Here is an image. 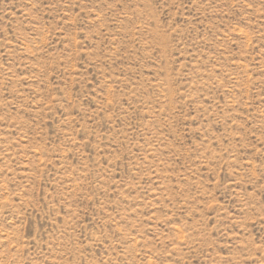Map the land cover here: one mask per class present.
I'll use <instances>...</instances> for the list:
<instances>
[{"label": "rangeland", "instance_id": "obj_1", "mask_svg": "<svg viewBox=\"0 0 264 264\" xmlns=\"http://www.w3.org/2000/svg\"><path fill=\"white\" fill-rule=\"evenodd\" d=\"M0 264H264V0H0Z\"/></svg>", "mask_w": 264, "mask_h": 264}]
</instances>
